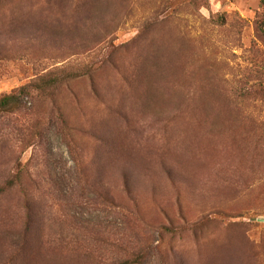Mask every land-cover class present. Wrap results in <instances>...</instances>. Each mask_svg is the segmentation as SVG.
Segmentation results:
<instances>
[{
    "label": "rangeland",
    "instance_id": "1",
    "mask_svg": "<svg viewBox=\"0 0 264 264\" xmlns=\"http://www.w3.org/2000/svg\"><path fill=\"white\" fill-rule=\"evenodd\" d=\"M263 31L261 0H0V98L82 74L0 121V264H264Z\"/></svg>",
    "mask_w": 264,
    "mask_h": 264
},
{
    "label": "trees",
    "instance_id": "2",
    "mask_svg": "<svg viewBox=\"0 0 264 264\" xmlns=\"http://www.w3.org/2000/svg\"><path fill=\"white\" fill-rule=\"evenodd\" d=\"M261 5L264 7V0H261ZM263 28V27H262ZM264 32V31H263ZM80 72H69V73H58V74H48L43 78L39 79L37 82L21 88L18 92L4 95L0 98V121L2 118L13 116L15 114H20L25 108L24 100L27 97H32L33 94H38L40 97H50L54 101L55 89H59L62 84L68 83L70 79H75L82 76ZM63 129H64V125ZM204 227L202 224L201 228ZM118 264H136L133 260H126Z\"/></svg>",
    "mask_w": 264,
    "mask_h": 264
}]
</instances>
